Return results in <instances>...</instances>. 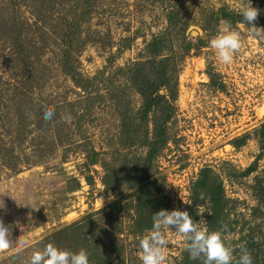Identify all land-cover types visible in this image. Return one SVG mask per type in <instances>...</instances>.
<instances>
[{
  "label": "rangeland",
  "instance_id": "1",
  "mask_svg": "<svg viewBox=\"0 0 264 264\" xmlns=\"http://www.w3.org/2000/svg\"><path fill=\"white\" fill-rule=\"evenodd\" d=\"M249 2L0 0V220L12 232L0 264H29L50 233L76 220L86 229L54 245L77 252L84 232L99 264H142L139 239L152 224L136 225L132 167L161 131L165 142L151 166L154 208L187 210L208 229L220 192L213 230L226 227L236 248L253 238L260 244L253 251L264 257V39L243 18L220 15ZM252 4L264 27V0ZM222 21L242 37L227 66L208 43ZM153 37L159 56L177 65L164 123L161 106L143 111L126 73L149 58ZM46 108L55 110L51 121L43 118ZM170 231L175 243L165 264H202ZM20 239L27 243L17 253Z\"/></svg>",
  "mask_w": 264,
  "mask_h": 264
},
{
  "label": "clouds",
  "instance_id": "2",
  "mask_svg": "<svg viewBox=\"0 0 264 264\" xmlns=\"http://www.w3.org/2000/svg\"><path fill=\"white\" fill-rule=\"evenodd\" d=\"M234 11L243 18V22L248 26L252 35L264 39V27H258L256 24L261 10L253 6L252 0L247 4L237 5ZM208 43L214 50L218 62L227 66L232 64L234 56L240 51L242 37L239 31L232 29L222 21L217 35ZM54 116V109H45L43 114L45 120L51 121ZM62 119L70 124L71 114H66ZM183 202L190 204L184 198ZM204 212L205 210L202 209L200 214ZM152 220L151 229L139 239V258L142 264H165L166 249L170 244L175 243L171 238L170 230H174L187 242L186 251L191 259L203 258L202 264H253L251 253L243 245L239 248V256L234 255L237 249L233 247L230 237L225 234L226 227L212 231L201 228L198 223L194 222L187 210L161 209L153 214ZM11 235V226L0 220V252H5L12 247ZM26 243V240H18L16 252L22 251V246ZM29 264H90V262L86 249L81 248L73 252L50 242L42 250L37 249L32 252Z\"/></svg>",
  "mask_w": 264,
  "mask_h": 264
},
{
  "label": "trees",
  "instance_id": "3",
  "mask_svg": "<svg viewBox=\"0 0 264 264\" xmlns=\"http://www.w3.org/2000/svg\"><path fill=\"white\" fill-rule=\"evenodd\" d=\"M220 15L223 18L231 19V20H241L242 17L237 15L235 11H220ZM159 38L153 37L150 44L149 50L151 54L149 58L146 60L133 61L131 65L127 68V80H129L135 89L142 95L143 97V111L158 106L162 107L160 111L164 113L162 122H166L167 119L171 116L170 108L173 107V101L177 94V65L170 63V58L168 56H159ZM127 118V115L123 116L122 119ZM122 123L123 122L122 120ZM124 125V124H122ZM128 132V131H126ZM163 132L159 134L160 137L156 136L154 141H150L149 148L145 152L143 157H137L139 160L143 158L141 162H135L134 167H132L135 173L138 175L137 183H138V191L136 197V208L138 212V220L136 221V225L138 228L150 227L153 224V214L158 212L161 209H164L165 206L154 208L152 203V192L158 189L154 188L157 181V176L154 175L151 170L153 167V160L158 150L162 148L165 140L162 137ZM264 134V131H263ZM93 162V161H92ZM216 195H213V200L215 202V208L208 216V230L212 231L215 222L218 220V215L220 211V206L218 200L222 197V193L216 192ZM258 195L262 197L264 195V186L259 189ZM84 221L76 220L70 224H67L63 227H60L54 230L52 233L48 235L46 238L47 244L56 241L58 236H61L64 233L70 232L71 230L76 229H86L85 225H83ZM82 236L84 241L85 233L82 232ZM83 241V242H84ZM90 241V240H89ZM81 244V248H84L89 253V261L94 258V261L90 264H99V261H95L97 256L93 253V247L86 241V243ZM245 247L249 249L251 253L253 264H264V257L259 252H254V248L259 247V243L255 241L253 238H247L244 242ZM80 248V249H81ZM236 248V247H235ZM235 256H239V248H236ZM92 256V258H91ZM105 264H109V261L105 262Z\"/></svg>",
  "mask_w": 264,
  "mask_h": 264
}]
</instances>
